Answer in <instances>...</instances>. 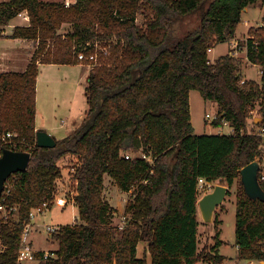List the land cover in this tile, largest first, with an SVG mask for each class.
<instances>
[{
    "label": "trees",
    "instance_id": "obj_1",
    "mask_svg": "<svg viewBox=\"0 0 264 264\" xmlns=\"http://www.w3.org/2000/svg\"><path fill=\"white\" fill-rule=\"evenodd\" d=\"M264 0H8L0 25L26 10L28 25L11 37L36 41L25 71L0 73V156L5 148L28 151L29 166L5 183L17 216L0 212V264H18L30 211L53 202L59 160L72 157L78 219L53 233L59 247L38 264H225L219 251L222 223L214 219V244L199 248V178L238 181L236 245L240 258L264 261V201L251 199L241 169L259 161L262 179L264 128V14L251 31L247 60L261 79H245L233 49L212 61L209 50L233 39L245 8ZM195 13L200 23L179 35L177 25ZM141 16L142 23L137 19ZM64 24L70 31L63 33ZM94 52L87 78L88 110L81 124L55 147L36 141L37 78L41 63L78 64V53ZM217 103L215 125L230 134H197L190 92ZM259 106L261 122L251 111ZM12 132L6 142L3 136ZM144 154L150 159H146ZM129 155L127 158L126 156ZM133 191L126 224L114 223L116 208L105 198V177ZM231 194V191H229ZM3 197V196H2ZM0 197V201L2 200ZM144 247V254L139 249Z\"/></svg>",
    "mask_w": 264,
    "mask_h": 264
},
{
    "label": "rangeland",
    "instance_id": "obj_2",
    "mask_svg": "<svg viewBox=\"0 0 264 264\" xmlns=\"http://www.w3.org/2000/svg\"><path fill=\"white\" fill-rule=\"evenodd\" d=\"M264 14V2L259 1L254 4H251L244 10L243 20L239 24L236 36L228 41H224L219 43L212 52H209V58L212 61H215L216 58L227 54L232 49L235 51L236 57L242 62V71L244 70L245 76L248 78H254L257 80L261 79V67L249 62L246 57V45L248 38L251 36V31L253 28L258 27L262 24V17ZM143 18L141 16L138 17L137 22L142 23ZM23 20L21 17L13 18L9 24H13L15 26L22 25ZM200 23V15L199 13H195L191 16L186 17L183 21H181L176 28L177 34L181 35L186 30L190 28H194ZM11 26L0 25V36L5 32L11 31ZM9 43V42H8ZM10 43H20L18 41L12 40ZM88 65L90 68L92 64L85 62L83 63ZM70 73L67 74V80H63L59 84H56L54 87V105L57 110V121L59 122L62 118H67L69 111H80L88 108L87 98L85 94V84H87V79L83 77V71L81 68H74ZM65 70L60 69L57 74L60 75L59 78L64 77ZM84 78V79H83ZM82 79L79 83L78 80ZM66 82V83H65ZM83 91V92H82ZM190 108L192 114V123L196 132L202 131L206 122H211L206 118V114L210 113L212 115H216L218 112V105L216 102L211 100H206L203 98L201 93L198 90H191L190 92ZM251 115L253 118H256V122H261L260 114H259V106H256L255 109L251 111ZM208 130V127H207ZM58 139V135L54 136ZM60 140V138L58 139ZM66 164L64 165V163ZM63 162L61 168V175L59 179H57L56 183V194L55 197L58 198L52 203L50 209H48L44 214H36V219L39 218V226L38 231H32L31 237L33 243L36 248L41 249L42 251H47L52 253L53 250L58 249L59 243L57 240L53 239L50 233L47 230H42V226L46 224H51L54 226H63L70 225L76 222L78 219V207L77 205L70 201L66 206H62L58 199L64 197L66 195H70V191L76 187V182L72 178V157L69 155L67 161ZM220 182H215V184ZM222 184L228 185L226 182H222ZM237 187L238 181L235 180L234 184L230 186L231 194L227 196L226 201L229 199L228 197H235L237 199ZM207 191L202 190L200 192V198L206 194ZM133 191H123L121 190L116 183L109 177H105V191L104 196L106 200L116 208V215L114 217V223L117 225L124 226L126 224V214L125 207L128 200L132 197ZM224 203V202H223ZM220 207V206H219ZM224 204H221V211H223ZM215 218L219 219L220 214L216 211ZM198 215L200 218V227H199V248L203 249L207 245H211L215 243V240L211 238L209 240V235L213 236L215 234L214 224L206 225L202 219L201 212L198 209ZM220 220V219H219ZM221 226V225H220ZM222 237L225 240V244L222 247V252L224 253L227 261L225 260V264H236L239 262L240 264H260L258 260H249L240 258L239 250L236 245V206L231 203L230 210L228 214L225 216V222L223 225V233ZM142 248H140V256L143 253ZM223 255V254H222ZM32 261V260H28ZM150 261V259H149ZM33 262V261H32ZM208 263V262H205ZM25 264V263H24ZM35 264V263H30ZM150 264V262H149ZM197 264H201L200 262ZM210 264V263H208Z\"/></svg>",
    "mask_w": 264,
    "mask_h": 264
},
{
    "label": "crops",
    "instance_id": "obj_3",
    "mask_svg": "<svg viewBox=\"0 0 264 264\" xmlns=\"http://www.w3.org/2000/svg\"><path fill=\"white\" fill-rule=\"evenodd\" d=\"M44 1H50V2H63L66 1L70 4L74 3L76 0H44ZM23 20V19H22ZM24 23L26 22L23 20ZM11 26V31L5 32L0 36V73L1 72H9V71H20L23 72L26 70L33 53L37 47V42L31 39H24V38H13L11 37L13 33V29L15 25L8 24ZM71 25L70 24H64L61 32L66 33L70 31ZM15 40L20 43H10V41ZM9 42V43H8ZM214 50V48L211 50V52ZM257 65V64H256ZM259 66V65H258ZM74 68H81L83 71V77L88 78V75L90 73L91 68L88 65H85L83 63L78 64H54V63H41L39 66V74L37 78V114H36V129H44L47 132H49L52 136L58 135L60 139L65 138L69 134H71L82 122L83 118L85 117V114L88 110V108L84 110H80L78 112L76 111H69L67 118H62L59 122L57 121V110L55 109L54 105V87L56 84H62L64 83L63 80H67V74H69V71H72ZM63 69L65 70L64 77L59 78L60 75L57 74V72ZM261 71V70H260ZM244 75V79H250L245 76L244 70L242 71ZM83 78V79H84ZM82 79L78 80L77 83H79ZM66 83V82H65ZM88 84V82H87ZM87 84H85V91ZM83 92V91H82ZM86 94V92H85ZM191 96V95H190ZM87 98V97H86ZM88 103V102H87ZM257 118V117H256ZM256 118L255 121H256ZM208 127V130H207ZM259 130V129H258ZM234 131V128L231 126L229 122L222 123L220 125H215L212 121L206 122L205 126L202 131L195 132L197 134L202 133H208V134H230ZM58 138V139H59ZM263 153H264V136H263ZM69 155L63 156L59 160V166H62L63 162L67 161V158ZM62 163V164H61ZM66 162L64 163V165ZM262 173L264 175V160L262 163ZM231 191V189H230ZM208 192V191H207ZM229 196V195H228ZM227 198V197H226ZM229 199L224 201V207L223 211H221V205L217 208L216 211L220 214L219 219L222 221L221 223V235L220 238L222 240V244L219 247L220 253L222 252V247L225 244V240L222 237L223 233V225L225 222V216L228 214L230 210L231 203L236 206V199L235 197H228ZM46 212V211H45ZM44 212V213H45ZM43 213V214H44ZM215 214H217L215 212ZM39 218L38 220H33L32 226L30 228L29 232V241L32 246V248L35 251L41 252V249H38L35 247L31 234L32 231L35 230L38 231L39 226ZM46 223L42 226V230L46 231L45 228ZM52 237V234H50ZM142 249L144 247L142 246ZM47 252V251H45ZM144 254V250L142 255ZM225 255L224 253H221ZM139 255H140V249H139ZM227 256V255H225ZM151 260V258L149 257ZM227 261V258L225 259ZM150 262V261H149ZM260 264H264V261H258ZM30 264L35 263L38 264L37 261H24L22 264ZM201 264H208L205 262H200ZM151 264V262H150ZM236 264H240L237 262Z\"/></svg>",
    "mask_w": 264,
    "mask_h": 264
},
{
    "label": "water",
    "instance_id": "obj_4",
    "mask_svg": "<svg viewBox=\"0 0 264 264\" xmlns=\"http://www.w3.org/2000/svg\"><path fill=\"white\" fill-rule=\"evenodd\" d=\"M36 141L39 147L52 148L57 144L55 137L44 129L37 130ZM30 160L31 154L28 151H16L9 148L3 150L0 156V196L3 193L7 179L13 173L26 170ZM260 168V162L257 160L243 167L241 169V182L245 193L251 199L264 201V188L259 179ZM229 191L230 185L217 183L212 190L199 199L198 209L206 225L213 224L215 212L223 204L229 195Z\"/></svg>",
    "mask_w": 264,
    "mask_h": 264
},
{
    "label": "built area",
    "instance_id": "obj_5",
    "mask_svg": "<svg viewBox=\"0 0 264 264\" xmlns=\"http://www.w3.org/2000/svg\"><path fill=\"white\" fill-rule=\"evenodd\" d=\"M5 1H8V0H0V6L2 3H4ZM65 4L67 6L70 5L69 2H65ZM17 17H21L25 22L26 24H22V25H28L30 23V16H29V13L28 11L24 10L20 13H18ZM212 49L209 50V52H211ZM235 54V53H234ZM78 59L80 61H87V63H89L91 65V63L93 61H97V54L94 53V52H91V53H86L85 51H80L78 53ZM245 79L242 80V82H244ZM217 114L216 115H212L210 113H207L206 114V118L210 121H215L217 119ZM224 123H227V121L224 120ZM258 133L262 136H264V128H260L258 130ZM13 136V133L12 132H8L6 133L4 136H3V139L7 142L8 141V138L12 137ZM127 158L129 157V155L126 156ZM144 157L146 159H150L149 157H147L145 154H144ZM262 179L264 180V175H262ZM215 186V182H208L206 181L204 178H199V191L201 192L202 190L205 189V191H210L213 189V187ZM77 193V190L76 188H73L71 191H70V195H66L64 197H61L58 199L59 203L62 205V206H66L70 201L74 202L75 203V195ZM10 195V188H7L5 190H3V193L0 197H2V200L0 201V212L3 214V216L5 218H9L11 216H13L14 218L17 216V213H18V206L15 205V204H10L9 202H7V197ZM58 198V195L57 197L54 198V201ZM53 201V202H54ZM51 201H48L46 200L42 206L38 207V208H33L31 211H30V218H31V221L30 223H28L23 232H22V236H21V242H20V247H19V254H18V264H22L24 261H28V260H32V261H37L39 263V257L37 256V254L39 253V251H35L31 244H30V241H29V232H30V228L32 226V223H33V220L35 219L36 217V214H43L45 211H47L48 209H50V207L52 206V203ZM120 227H123L122 225H120ZM45 228L47 230L48 233L52 234L55 233L56 231L59 230V226H54V225H51V224H46L45 225ZM44 252V258H48L50 256H54L53 253H49V252H45V251H42Z\"/></svg>",
    "mask_w": 264,
    "mask_h": 264
}]
</instances>
